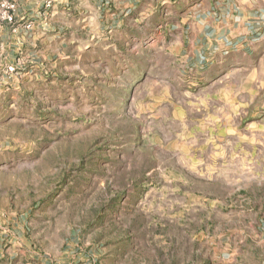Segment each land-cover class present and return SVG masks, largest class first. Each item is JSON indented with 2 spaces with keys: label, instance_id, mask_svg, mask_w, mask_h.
I'll use <instances>...</instances> for the list:
<instances>
[{
  "label": "rangeland",
  "instance_id": "1",
  "mask_svg": "<svg viewBox=\"0 0 264 264\" xmlns=\"http://www.w3.org/2000/svg\"><path fill=\"white\" fill-rule=\"evenodd\" d=\"M167 5L64 57L0 29V264H264V78L182 69Z\"/></svg>",
  "mask_w": 264,
  "mask_h": 264
},
{
  "label": "crops",
  "instance_id": "2",
  "mask_svg": "<svg viewBox=\"0 0 264 264\" xmlns=\"http://www.w3.org/2000/svg\"><path fill=\"white\" fill-rule=\"evenodd\" d=\"M148 1L56 0L49 20L34 35H23L22 43L43 58L67 56L72 47L81 48L86 37L94 42L97 21L117 28V33L132 23L139 25L144 19L142 6ZM151 1L172 9L159 25L167 38L163 47L171 53L178 48L182 69L197 68L206 80L245 73L248 83L263 82L264 0Z\"/></svg>",
  "mask_w": 264,
  "mask_h": 264
},
{
  "label": "built area",
  "instance_id": "3",
  "mask_svg": "<svg viewBox=\"0 0 264 264\" xmlns=\"http://www.w3.org/2000/svg\"><path fill=\"white\" fill-rule=\"evenodd\" d=\"M31 1L38 9V13L33 16L30 9L22 7L20 0H0V29L6 30L14 40L22 34L33 33L36 29V19L45 20L56 3V0ZM13 46L11 42L0 43V90L7 87L18 73L21 59L18 58L16 61L11 59Z\"/></svg>",
  "mask_w": 264,
  "mask_h": 264
}]
</instances>
